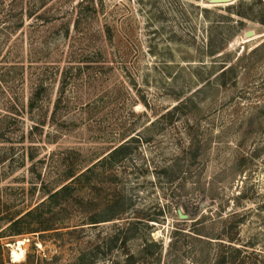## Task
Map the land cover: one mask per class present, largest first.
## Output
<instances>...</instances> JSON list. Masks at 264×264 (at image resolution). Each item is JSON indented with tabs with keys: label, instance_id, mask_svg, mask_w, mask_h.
Segmentation results:
<instances>
[{
	"label": "rangeland",
	"instance_id": "374dc122",
	"mask_svg": "<svg viewBox=\"0 0 264 264\" xmlns=\"http://www.w3.org/2000/svg\"><path fill=\"white\" fill-rule=\"evenodd\" d=\"M18 19L0 57V264H198L199 217L264 255V0H0V41Z\"/></svg>",
	"mask_w": 264,
	"mask_h": 264
},
{
	"label": "trees",
	"instance_id": "16d2710c",
	"mask_svg": "<svg viewBox=\"0 0 264 264\" xmlns=\"http://www.w3.org/2000/svg\"><path fill=\"white\" fill-rule=\"evenodd\" d=\"M228 8H232V6L230 5V6H228ZM20 26H21L20 19H18V21H14V22L9 20L6 24H4L2 26L1 38H5L6 40L0 41V57L4 53V46L6 44H8L9 47L12 49V46L10 44V40L8 38L12 34H14L15 31ZM212 53H216V51H212ZM3 69L8 71L7 69H9V68H5L3 66L0 67V80H1V77H2L1 74H4ZM36 102H37V97H35V95H34V97L31 99V101H29L28 107L31 110L35 109ZM57 106H58V104H57ZM5 119H7V118H5ZM125 149H126V146L124 144H121L120 146L116 147L114 150H112L110 152L111 153V157L117 158L119 153L124 152ZM84 174H85V172H82L80 174L72 173L70 175V178H72L71 181H70L71 184H65V185L61 186L55 192L51 193L49 195V197H48L50 199V201L53 200V199L59 198L62 195L66 196V195L71 194L70 191H71V189H73L74 183L76 181L80 180L84 176ZM31 213H33V211H29L26 214L27 215H31ZM21 218L22 217H20L19 219L13 221L11 223V225H10V228H13L17 223H19ZM204 220L205 219L203 217H199L198 219L193 221L194 222L193 224L196 227V232H195L196 235H194L195 237H193L192 239L194 240V242L196 241V243L200 244L199 246L201 247V250H198L197 248H195V252H194V256H193V259H194L193 261L195 263L204 264V262H206V260H208V258L210 256V253H211L209 247L214 244L212 242H216L215 243L216 246H217L216 248H218V249H216V251H215V253H216L215 257H214L215 258L214 259L215 260V264H264V255H261L259 257L260 254L258 252L249 251L246 247H244V248L243 247H239V246H237L234 243L235 240H237L238 231H232L231 233H225V232L203 233L201 228H198V225L203 223ZM99 221L100 220L95 219L92 222H99ZM48 229H49V227L41 229V230H48ZM32 231H37V230H32ZM32 231H28V232H32ZM16 232L18 234L24 233V231H19V230H17ZM203 235L207 236L208 238L209 237H211V238L206 239V238L203 237ZM119 237H120V235L116 238L117 241L120 240ZM213 238H216V239H219V240L214 241ZM123 239H125V238H123ZM153 245L155 247V250H157L159 247L162 248L160 243L152 242V244L151 243H146L144 249L145 250H150V248L153 247ZM219 247L222 248L221 251H220ZM205 248H207V249H205ZM152 253L154 254L155 252L152 251ZM157 259H159V257ZM127 260H130L131 264H133L132 262L136 260L135 259V255H131L130 257L127 258Z\"/></svg>",
	"mask_w": 264,
	"mask_h": 264
},
{
	"label": "water",
	"instance_id": "95a60500",
	"mask_svg": "<svg viewBox=\"0 0 264 264\" xmlns=\"http://www.w3.org/2000/svg\"><path fill=\"white\" fill-rule=\"evenodd\" d=\"M210 3L212 4H229V3H233L234 0H209ZM255 31L254 30H248L246 31V35L249 37L251 35H254Z\"/></svg>",
	"mask_w": 264,
	"mask_h": 264
},
{
	"label": "bare ground",
	"instance_id": "6f19581e",
	"mask_svg": "<svg viewBox=\"0 0 264 264\" xmlns=\"http://www.w3.org/2000/svg\"><path fill=\"white\" fill-rule=\"evenodd\" d=\"M23 252H24V251H23ZM14 254H15L17 257L19 256V253H17V252H15Z\"/></svg>",
	"mask_w": 264,
	"mask_h": 264
}]
</instances>
